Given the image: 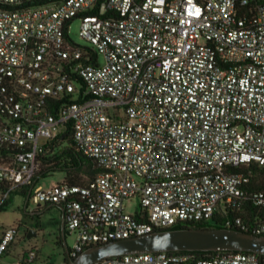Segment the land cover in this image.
<instances>
[{"label":"built area","instance_id":"2783aa9c","mask_svg":"<svg viewBox=\"0 0 264 264\" xmlns=\"http://www.w3.org/2000/svg\"><path fill=\"white\" fill-rule=\"evenodd\" d=\"M75 18L90 45L71 38ZM67 134L100 171L86 186L45 189L38 156ZM262 169L264 0H0V212L16 194L61 207L70 257L214 217L264 235ZM19 235L0 222V264L37 259ZM93 264L264 259L162 251Z\"/></svg>","mask_w":264,"mask_h":264},{"label":"water","instance_id":"95a60500","mask_svg":"<svg viewBox=\"0 0 264 264\" xmlns=\"http://www.w3.org/2000/svg\"><path fill=\"white\" fill-rule=\"evenodd\" d=\"M51 206L53 204L48 208ZM61 210L63 209L61 208ZM61 229L64 234V214L62 215ZM34 236H37V230L29 229L27 237ZM64 244L68 253L67 242ZM219 250L254 252L264 255V235L230 227L163 228L89 246L76 257L68 255V264H93L104 258L128 253Z\"/></svg>","mask_w":264,"mask_h":264},{"label":"rangeland","instance_id":"374dc122","mask_svg":"<svg viewBox=\"0 0 264 264\" xmlns=\"http://www.w3.org/2000/svg\"><path fill=\"white\" fill-rule=\"evenodd\" d=\"M80 20L75 18L70 27L71 38L81 45H90L84 40L80 34ZM100 62H104V58L100 56ZM66 144V141H64ZM63 144V145H64ZM65 178V172L57 171L48 176H42L39 184L45 189ZM26 197L22 194H16L9 205L0 212V222L6 225H17L20 229L22 238L27 236L28 230L33 228L37 230V236L27 240L26 247L36 251L37 259L33 264H68L63 254V245L59 242L60 228L62 222V210L58 206L50 208H40L37 203L30 200L26 207ZM44 206V205H43ZM138 206L136 200L127 203V210L134 212ZM40 213L34 214L33 212ZM213 222V219L210 220ZM76 239L74 233H67L66 242L71 247ZM15 255L5 258V264H11L15 261Z\"/></svg>","mask_w":264,"mask_h":264},{"label":"trees","instance_id":"16d2710c","mask_svg":"<svg viewBox=\"0 0 264 264\" xmlns=\"http://www.w3.org/2000/svg\"><path fill=\"white\" fill-rule=\"evenodd\" d=\"M66 144H61L57 140L53 142L52 149L48 153H41L38 156V159L41 161L39 171L37 173L38 176H48L57 171L65 172L64 181L67 184L72 185H80L86 186L89 184L100 171V167L98 166L97 162L86 155H84L72 137L67 134ZM253 186L257 188H264V169L260 171L258 176L253 178ZM49 205L44 206L48 208ZM55 206V205H53ZM51 206V207H53ZM43 207V208H44ZM46 208V209H47ZM232 216L233 214L230 213ZM248 214H244V217H248ZM182 227H198V228H206V227H226L225 226V218H213V222L207 223H184V224H177L170 228H182ZM234 228L240 229L237 226H233ZM67 238V231L62 233V229L60 228V236L59 242L64 247V257L68 261L67 256L69 255L65 249V242ZM100 244V243H98ZM68 245V244H67ZM87 248V247H86ZM68 249L70 246L68 245ZM221 251V250H219ZM177 252H187L193 254L195 257H209L216 251H177ZM259 256L264 259V255Z\"/></svg>","mask_w":264,"mask_h":264},{"label":"flooded vegetation","instance_id":"af4514ba","mask_svg":"<svg viewBox=\"0 0 264 264\" xmlns=\"http://www.w3.org/2000/svg\"><path fill=\"white\" fill-rule=\"evenodd\" d=\"M63 251H64V249H63ZM66 252H67V250H66ZM64 253V252H63ZM67 258H68V256H67ZM46 264H49V263H46Z\"/></svg>","mask_w":264,"mask_h":264},{"label":"crops","instance_id":"0c3cea01","mask_svg":"<svg viewBox=\"0 0 264 264\" xmlns=\"http://www.w3.org/2000/svg\"><path fill=\"white\" fill-rule=\"evenodd\" d=\"M49 206H50V205H49ZM49 206H48V207H49ZM42 207H44V206H41L40 208H42ZM61 217H62V216H61Z\"/></svg>","mask_w":264,"mask_h":264}]
</instances>
